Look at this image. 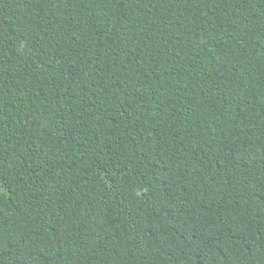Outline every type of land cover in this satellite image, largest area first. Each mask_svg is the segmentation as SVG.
<instances>
[{
	"label": "trees",
	"instance_id": "trees-1",
	"mask_svg": "<svg viewBox=\"0 0 264 264\" xmlns=\"http://www.w3.org/2000/svg\"><path fill=\"white\" fill-rule=\"evenodd\" d=\"M0 264H264V0H0Z\"/></svg>",
	"mask_w": 264,
	"mask_h": 264
}]
</instances>
